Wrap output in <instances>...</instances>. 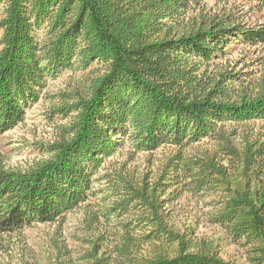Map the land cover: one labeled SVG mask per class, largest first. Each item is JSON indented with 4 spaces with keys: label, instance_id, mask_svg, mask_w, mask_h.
<instances>
[{
    "label": "trees",
    "instance_id": "trees-1",
    "mask_svg": "<svg viewBox=\"0 0 264 264\" xmlns=\"http://www.w3.org/2000/svg\"><path fill=\"white\" fill-rule=\"evenodd\" d=\"M243 1L264 8V0ZM207 6L206 0H0V133L24 121L49 78L102 67L86 93L51 110L68 122L46 159L25 170L0 163V248L6 236L83 207L103 162L126 138L142 151L182 147L221 137V123L264 119V59L248 78L217 62L233 44L264 43V22L249 24ZM259 146L230 148L242 161L232 186L217 159L180 152L158 179L128 185L119 208L141 215L123 221L119 257L92 253L93 264H237L188 251V239L169 228L167 204L177 200V186L219 194L212 222L264 264V142ZM175 242L178 249L168 252Z\"/></svg>",
    "mask_w": 264,
    "mask_h": 264
},
{
    "label": "rangeland",
    "instance_id": "rangeland-1",
    "mask_svg": "<svg viewBox=\"0 0 264 264\" xmlns=\"http://www.w3.org/2000/svg\"><path fill=\"white\" fill-rule=\"evenodd\" d=\"M206 3L211 13L224 15L231 10L246 23L264 22V8L254 2L206 0ZM3 17V7H0V22ZM3 36L4 31L0 27V51ZM259 58L264 59V43L248 47L233 44L231 54L217 62L221 69H242L243 77L248 78L257 73ZM101 70L100 65H95L88 70H71L56 79L49 78L40 100L27 108L24 121L0 133V163L6 169L25 170L46 159L49 156L47 149L58 142L63 134L61 127L68 122V118H60L62 111L52 114L51 110L74 102L77 94L86 93L89 81ZM219 126L224 137L202 139L182 147L164 145L152 151L138 150L126 138L103 162L97 174L100 180L94 183V192L83 207L63 214L56 221L34 224L4 238L5 244L0 248L3 264H93L91 254L96 252L116 260L119 257L116 246L124 233L123 221H133L141 215L135 213L138 212L135 209L127 213L128 208H119V203L130 196L124 193L126 187L130 184L137 187L143 180L158 179L163 165L176 152L187 158L217 159L232 186L240 175L237 170L242 161L230 152V148L241 153L250 141L255 149L260 147L264 142V119L248 122L231 120ZM181 188H175L180 189L177 200L169 202L166 211L169 228L188 239L184 243L188 245V251H210L232 263L257 264L250 260L246 247L233 241L225 229L212 222L214 203L219 194H208L205 190L194 193ZM135 202L131 200L128 205ZM115 205L117 207L112 208ZM170 245L173 248L168 252L175 253L179 244Z\"/></svg>",
    "mask_w": 264,
    "mask_h": 264
}]
</instances>
